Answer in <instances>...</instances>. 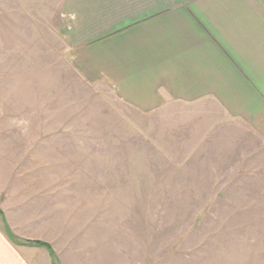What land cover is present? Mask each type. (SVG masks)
Returning <instances> with one entry per match:
<instances>
[{"label":"rangeland","instance_id":"obj_1","mask_svg":"<svg viewBox=\"0 0 264 264\" xmlns=\"http://www.w3.org/2000/svg\"><path fill=\"white\" fill-rule=\"evenodd\" d=\"M64 1L0 0L11 216L55 264H264V130L214 104L141 112L89 81Z\"/></svg>","mask_w":264,"mask_h":264},{"label":"crops","instance_id":"obj_2","mask_svg":"<svg viewBox=\"0 0 264 264\" xmlns=\"http://www.w3.org/2000/svg\"><path fill=\"white\" fill-rule=\"evenodd\" d=\"M61 18L76 69L125 104H214L264 130V0H65ZM9 159L0 155V264H55L52 251L8 233L48 242L21 227L30 218L11 216Z\"/></svg>","mask_w":264,"mask_h":264},{"label":"trees","instance_id":"obj_3","mask_svg":"<svg viewBox=\"0 0 264 264\" xmlns=\"http://www.w3.org/2000/svg\"><path fill=\"white\" fill-rule=\"evenodd\" d=\"M0 213H1V211H0ZM8 233H9V235L11 236V238L13 239V240H15L17 243H19V244H22V245H31V246H41V247H45V248H47L48 250H50V251H52V248H51V246L49 245V244H47V243H42V242H19L18 240H17V238L15 237V236H13L12 235V233L10 232V231H8Z\"/></svg>","mask_w":264,"mask_h":264}]
</instances>
